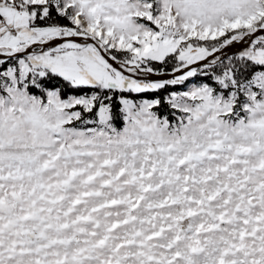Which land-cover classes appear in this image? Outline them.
<instances>
[{"label":"snow or ice","instance_id":"snow-or-ice-1","mask_svg":"<svg viewBox=\"0 0 264 264\" xmlns=\"http://www.w3.org/2000/svg\"><path fill=\"white\" fill-rule=\"evenodd\" d=\"M0 264H264V0H0Z\"/></svg>","mask_w":264,"mask_h":264}]
</instances>
